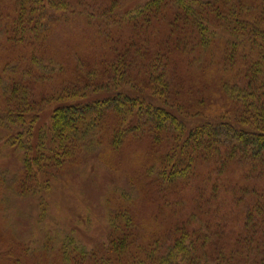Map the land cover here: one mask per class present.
Here are the masks:
<instances>
[{
  "label": "trees",
  "instance_id": "16d2710c",
  "mask_svg": "<svg viewBox=\"0 0 264 264\" xmlns=\"http://www.w3.org/2000/svg\"><path fill=\"white\" fill-rule=\"evenodd\" d=\"M8 1L7 15L0 16V45L10 54L0 65V139L25 153L9 190L24 199L35 187L41 192L49 172L80 148L94 149L108 132L114 149L133 135L151 139L156 161L146 175L165 204V194L199 173L201 163L218 176H227L231 166L240 178L229 190V219H242L236 235L224 231L228 221L218 210L212 215L219 223L209 213L205 220L192 216L151 238L122 210L112 217L103 247L86 251L67 237L56 253L44 245L32 259L42 252L54 264H264V0H150L133 13L117 0L99 14L88 9L86 15L98 18L100 36L112 43L110 58L92 66L76 59L79 83L64 82L49 97L57 106L47 130L35 93L65 72L44 52L55 15L67 18L71 1ZM122 28H130V37H111ZM207 69L215 72L210 81L223 103L235 110L192 123L179 98ZM228 111L238 118L229 120Z\"/></svg>",
  "mask_w": 264,
  "mask_h": 264
},
{
  "label": "rangeland",
  "instance_id": "374dc122",
  "mask_svg": "<svg viewBox=\"0 0 264 264\" xmlns=\"http://www.w3.org/2000/svg\"><path fill=\"white\" fill-rule=\"evenodd\" d=\"M70 1L72 13L67 18H63L61 13L55 15V23L51 27L44 52L62 65L65 72L60 73L56 81H47L38 86L35 93L40 100L41 127L46 130L51 126V117L57 106L55 102L49 101V97L58 92L64 82L77 80L74 75L76 59H82L83 63L92 66L110 58L112 50V43H107L109 41L106 37L103 39L100 36L98 18L94 15L89 17L85 13L88 9L90 11L87 13L95 10L98 14L110 10L117 0ZM148 1L124 0L123 10L133 13ZM8 7V0H0V16L7 15ZM160 30L161 27L157 25L153 32ZM130 35V28H122L114 30L111 37L127 39ZM9 56L0 45V65ZM183 67L181 65V70ZM207 70L201 72L200 78L192 72L195 77L190 82V90L182 93L179 98L185 103L187 116L192 123L214 120L225 109H234V105L223 103V96L210 81L215 72ZM227 113L231 121L238 118L233 117L235 113ZM109 135L110 132L94 149L80 148L62 167L47 174L44 182L42 180L45 186L41 187V192H36L35 187L24 195L26 199L8 189L22 169L25 153L0 139V255L5 254L0 258V264H12L6 255L19 260L20 264H54L49 258L52 256L45 259L42 252L32 258L40 249L43 250L44 245L56 253L67 237L86 251L101 248L106 244L111 231L112 217L122 210H127L137 229L149 234L151 238L172 231L177 223L189 220L192 216L197 220H205L207 218L203 215L209 213L212 222L219 223L212 215L218 210V217H226L228 221L224 231H235V235L240 232L242 219H229L232 207L229 190L236 180H240L235 178L236 174L231 173L233 167H229L227 176H218L213 169L206 170V164L201 163L199 173L180 184L178 189L165 194L168 201L165 204L159 188L149 187V177L146 175L150 165H155L156 161L150 150L151 139L148 136L133 135L123 142L121 148L114 149ZM163 153L166 155L168 151L164 150ZM176 158L172 159L170 166L176 165ZM251 186H254L253 183ZM216 187L217 192L213 190ZM225 190L227 192H223ZM41 208L46 209L43 217L40 216ZM161 238L167 239L166 236Z\"/></svg>",
  "mask_w": 264,
  "mask_h": 264
}]
</instances>
